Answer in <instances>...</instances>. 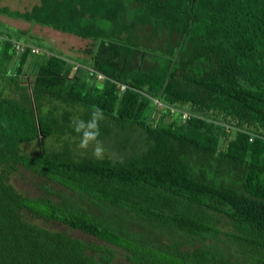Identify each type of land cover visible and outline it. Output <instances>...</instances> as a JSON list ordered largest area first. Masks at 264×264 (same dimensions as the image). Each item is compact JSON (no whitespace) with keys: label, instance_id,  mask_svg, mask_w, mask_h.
Segmentation results:
<instances>
[{"label":"trees","instance_id":"1","mask_svg":"<svg viewBox=\"0 0 264 264\" xmlns=\"http://www.w3.org/2000/svg\"><path fill=\"white\" fill-rule=\"evenodd\" d=\"M0 13L89 39L75 69L45 52L28 87L31 53L11 47L26 31L0 21V77L15 92L0 90V264H113L115 248L129 264H264V0H39ZM94 112L100 141L141 139L109 144L119 158L78 153L73 119ZM18 165L61 188L18 191Z\"/></svg>","mask_w":264,"mask_h":264},{"label":"rangeland","instance_id":"2","mask_svg":"<svg viewBox=\"0 0 264 264\" xmlns=\"http://www.w3.org/2000/svg\"><path fill=\"white\" fill-rule=\"evenodd\" d=\"M39 0H0V5H6L12 9H28L31 5L37 3ZM0 21L5 23L8 28H21V29H28V24L23 21L22 19H16L11 18L5 14L0 13ZM32 23V22H29ZM45 26L46 25H41ZM53 30L51 33L46 32V29L43 27H39L37 25H32L29 29V31L33 33L26 32V38L29 39L33 44L38 46L41 51L36 54H28V57L23 65L22 72L20 74V81L21 83L26 84L28 87H30V84L33 79V75L35 73V67L38 63L39 58H41L45 52L49 51V53H55L61 56H65L71 60L78 59L79 56L74 53V51H79L83 47L89 45V39H84L82 37H79L77 35H74L72 33L60 31L57 29H51ZM56 30V31H55ZM23 41V39H19ZM48 53V52H47ZM82 54L85 56V53L82 52ZM87 55V54H86ZM68 59V60H69ZM8 71L12 73L13 69L10 66L8 68ZM4 83L1 80L0 77V90L4 93H8L11 95H15V92L8 86L7 88L4 87ZM132 135L126 132L117 133V131L113 130L112 133L107 135L102 143L103 147L105 148L104 155H108L112 158H119L122 155V151H117L113 147H110V145L115 146V148L121 147L120 143L123 140H132V141H138L137 138L141 139V132L139 130H132ZM51 137H47L45 139L37 138L36 140H26L23 143L20 144L21 151L26 153H34L36 150H40L43 146L46 149L47 146L53 144V140L50 139ZM94 147V144H90L89 148L87 150L80 149L78 145L76 146V149L78 153L80 154H86L87 152L93 153L92 149ZM9 182L20 192L25 194H39L42 193L43 190L40 188V185L44 182L54 189H60L61 187L52 183L51 181L47 179H43L40 176H36L32 174L30 171L22 167L21 165H18L17 169L14 170L9 174ZM26 218L38 225H41L43 227L53 229V230H62L70 233L73 236L85 239V240H96V238L93 235L87 234L82 232L81 230L77 228H71L68 225L54 219L50 220H42L38 217H30L26 215ZM154 222V221H153ZM226 222L225 218L223 216L220 217L218 223ZM155 227L150 222V219H144L142 220V228H150ZM217 227L220 229L227 230L230 228L226 223L223 225H218ZM157 232H160L163 228L159 227L158 229L155 228ZM113 264H129V262L124 258V256L121 253V250L119 248H115V255L112 260Z\"/></svg>","mask_w":264,"mask_h":264},{"label":"clouds","instance_id":"3","mask_svg":"<svg viewBox=\"0 0 264 264\" xmlns=\"http://www.w3.org/2000/svg\"><path fill=\"white\" fill-rule=\"evenodd\" d=\"M100 118L97 116V114L94 112L92 119L85 123L82 120L73 119V126L74 130L77 133H82V137L80 139V143L78 147L80 149L87 150L90 146V144H94V147L92 149L93 156L97 159H103L105 148L103 147L102 141L98 139L100 132H99V123L98 120Z\"/></svg>","mask_w":264,"mask_h":264},{"label":"built area","instance_id":"4","mask_svg":"<svg viewBox=\"0 0 264 264\" xmlns=\"http://www.w3.org/2000/svg\"><path fill=\"white\" fill-rule=\"evenodd\" d=\"M11 47L16 54L21 53L23 51H28L31 54H36V53H39L41 51V49L38 46L31 44V43H28V42L17 40V39H12ZM76 67H77V64L74 63L72 68L75 69ZM88 69H89L90 73L93 72V69H91V68H88ZM95 74H96L97 79L104 77V75L99 73V72H96ZM125 86L126 85L123 83H118V87H119L120 91H123L125 89ZM154 101L159 104L158 100L155 99ZM170 110L172 112L174 109L171 108ZM185 116H187V113L183 112L182 117H185Z\"/></svg>","mask_w":264,"mask_h":264},{"label":"crops","instance_id":"5","mask_svg":"<svg viewBox=\"0 0 264 264\" xmlns=\"http://www.w3.org/2000/svg\"><path fill=\"white\" fill-rule=\"evenodd\" d=\"M17 19V18H16ZM23 21H25L27 24H28V29L26 28L25 29V31L26 32H29V33H33V32H31V31H29V29H30V27L32 26V25H37V26H39V27H43V28H45L46 29V32H49V33H51L53 30H51V29H53L52 27H49V26H41V24H38V23H29V21H26V20H23ZM56 31V30H55ZM84 39H87V38H84ZM25 42V41H24ZM28 43H31V44H33L31 41H29V39H28ZM35 45V44H34ZM84 48V47H83ZM83 48L81 49V50H79L78 52L77 51H74V53L76 54V55H78L79 56V58L78 59H73V60H71V62H73V63H75V64H77V65H83L81 62H80V60L81 59H87L88 58V55H86L85 54V56L82 54V50H83ZM48 53H49V51H47ZM84 53V52H83ZM65 57V56H64ZM66 59H69V58H67L66 57ZM70 60V59H69ZM36 67H37V65H36ZM36 67H35V69H36ZM34 69V70H35ZM2 93H4L3 91H2Z\"/></svg>","mask_w":264,"mask_h":264}]
</instances>
